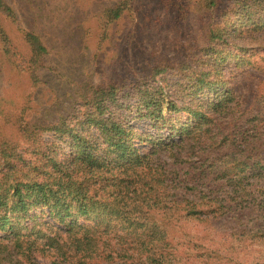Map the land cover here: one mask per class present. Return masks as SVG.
<instances>
[{
  "label": "trees",
  "instance_id": "16d2710c",
  "mask_svg": "<svg viewBox=\"0 0 264 264\" xmlns=\"http://www.w3.org/2000/svg\"><path fill=\"white\" fill-rule=\"evenodd\" d=\"M135 1L101 8L98 25L135 12ZM158 2L179 20L209 14L201 43L100 81L55 121L31 123L22 110V144L0 140V264H239L228 252L264 248V106L231 77L264 72L253 62L264 0H233L219 18V0ZM0 54L40 82L48 46L20 29L7 0ZM190 222L208 232L192 234Z\"/></svg>",
  "mask_w": 264,
  "mask_h": 264
},
{
  "label": "rangeland",
  "instance_id": "374dc122",
  "mask_svg": "<svg viewBox=\"0 0 264 264\" xmlns=\"http://www.w3.org/2000/svg\"><path fill=\"white\" fill-rule=\"evenodd\" d=\"M7 1L16 13L20 29L41 35L49 49L47 67L39 72L36 86L17 69L13 58L0 54V140L6 137L20 144L14 119L22 110L23 116L35 124L65 117L72 113L77 97L100 81L131 77L155 58L173 60L186 46L200 44L210 17L189 13L179 20L172 9H165L158 0H136L135 12L124 14L103 29L96 13L117 0ZM232 2L219 0L215 18ZM6 28L13 49L26 54L16 27ZM263 52L257 51L253 62L264 67ZM242 73L233 71L232 83L259 91V107L264 106V72L255 71L252 77ZM132 124L140 128L137 122ZM188 226L192 234L208 232L191 222ZM258 251L255 253L252 248L246 254L235 251L228 255L234 262L248 264L258 255L264 256V248ZM41 263L49 264L47 259Z\"/></svg>",
  "mask_w": 264,
  "mask_h": 264
}]
</instances>
